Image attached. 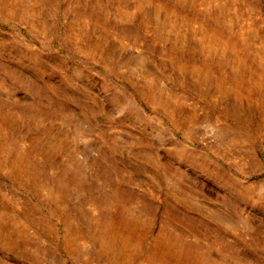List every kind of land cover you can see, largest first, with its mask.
Masks as SVG:
<instances>
[{"label": "rangeland", "instance_id": "1", "mask_svg": "<svg viewBox=\"0 0 264 264\" xmlns=\"http://www.w3.org/2000/svg\"><path fill=\"white\" fill-rule=\"evenodd\" d=\"M0 264H264V0H0Z\"/></svg>", "mask_w": 264, "mask_h": 264}, {"label": "bare ground", "instance_id": "2", "mask_svg": "<svg viewBox=\"0 0 264 264\" xmlns=\"http://www.w3.org/2000/svg\"><path fill=\"white\" fill-rule=\"evenodd\" d=\"M15 220H17V219H15Z\"/></svg>", "mask_w": 264, "mask_h": 264}]
</instances>
